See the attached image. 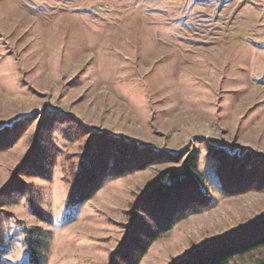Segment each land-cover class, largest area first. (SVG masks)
I'll list each match as a JSON object with an SVG mask.
<instances>
[{
	"label": "rangeland",
	"instance_id": "374dc122",
	"mask_svg": "<svg viewBox=\"0 0 264 264\" xmlns=\"http://www.w3.org/2000/svg\"><path fill=\"white\" fill-rule=\"evenodd\" d=\"M191 154L206 206L150 241L204 199L149 198ZM104 161L124 173L71 204ZM262 239L264 0H0V264H189Z\"/></svg>",
	"mask_w": 264,
	"mask_h": 264
},
{
	"label": "trees",
	"instance_id": "16d2710c",
	"mask_svg": "<svg viewBox=\"0 0 264 264\" xmlns=\"http://www.w3.org/2000/svg\"><path fill=\"white\" fill-rule=\"evenodd\" d=\"M48 155L50 158H55L59 153L60 149L52 142V138L48 141ZM39 158L44 162L41 166H39V170L41 175L48 173L46 172L48 157L42 154H38ZM47 157V158H46ZM47 159V160H46ZM105 162V161H104ZM107 162V161H106ZM103 164L101 168H97L98 171L96 173L90 174L86 179V193L84 195H77L73 193V197L71 200V204H77L78 202H83L90 198L99 188L103 181H105L108 177L122 175L124 171H115L112 168L108 167L107 163ZM96 165V164H95ZM44 167V171H41V167ZM97 175V176H96ZM205 177L199 169L198 158L197 155L191 154V156L187 159L185 167L183 169H171L165 173H163L157 181L153 184L151 194L149 198L152 197L157 199V201L162 200L163 202L170 203L171 196L177 194L178 191L182 190V188H186L188 192H194V194H198L201 192L202 198L196 199L194 196L191 197V200L187 203L185 201L180 202V206L177 209L173 210V212L165 217V220H159L157 216H155V221L153 223L154 235L150 239V241L156 239L163 233L172 229L176 222L183 219L190 213H195L203 209L206 204L204 201L208 198V195H204L206 193L204 191L205 188ZM89 185H91L89 187ZM204 192V193H203ZM185 194H183L184 196ZM192 195V194H191ZM210 198V196H209ZM185 202V203H184ZM167 203V204H168ZM194 203V204H193ZM170 209V208H168ZM28 243L33 250L32 262L35 263L38 260V256L42 253L43 243L40 242V238H35L33 236L28 238ZM264 245V239L254 242L253 244L246 247H238L231 248L226 251H221L217 254H210L206 258L202 260H191L189 264H230V261L237 255H243L248 251H251L257 247ZM146 249V247H145ZM144 249V250H145ZM139 259L135 260L132 264H139Z\"/></svg>",
	"mask_w": 264,
	"mask_h": 264
}]
</instances>
